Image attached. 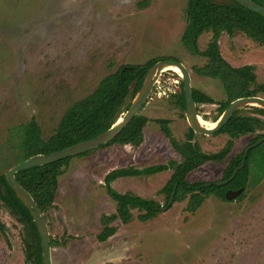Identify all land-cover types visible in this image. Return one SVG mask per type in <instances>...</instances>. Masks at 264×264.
<instances>
[{
  "label": "rangeland",
  "instance_id": "374dc122",
  "mask_svg": "<svg viewBox=\"0 0 264 264\" xmlns=\"http://www.w3.org/2000/svg\"><path fill=\"white\" fill-rule=\"evenodd\" d=\"M224 2L228 0H215ZM143 2V3H142ZM188 0H0V174L22 155L20 125L35 119L43 137L50 138L63 115L75 102L90 95L109 73L126 63L173 58L190 71L192 87L215 103H197V112L213 123L220 103L228 100L221 79L205 76L195 68L208 64L194 54L182 37L187 28ZM213 32L205 31L198 47L205 51ZM219 46L233 66L253 65L257 82L264 84V45L244 32H223ZM184 94L182 74L164 70L155 82L140 113L149 121L139 146L113 142L83 155H75L63 167L54 205L44 213L52 251V264H264V175L248 183L239 195L222 199L212 193L195 210L188 209L191 193L166 211L147 220L146 211L132 209L133 218H119L115 234L97 238L102 216L114 215L117 203L108 194L104 178L121 167L146 166L182 160L158 119H169L173 136L186 140L189 121L179 96ZM259 95L264 97V92ZM127 98L119 117L129 108ZM256 105H244L242 115L263 121L256 132L235 139L223 162L208 161L188 174V181H222L231 157L240 154L259 134L264 115ZM194 140L206 153L220 151L228 134L194 132ZM254 158L259 157L257 150ZM23 161V160H22ZM254 171V161L251 162ZM258 169L256 174H261ZM173 169L112 182L121 193L132 192L165 206L162 190ZM252 177V176H250ZM0 264H37L28 259L26 225L0 201Z\"/></svg>",
  "mask_w": 264,
  "mask_h": 264
},
{
  "label": "trees",
  "instance_id": "16d2710c",
  "mask_svg": "<svg viewBox=\"0 0 264 264\" xmlns=\"http://www.w3.org/2000/svg\"><path fill=\"white\" fill-rule=\"evenodd\" d=\"M253 1L264 6V0ZM186 7L188 25L182 40L192 53L208 58L207 65L195 68V70L202 75L221 79L228 96L227 101L220 103L219 117L234 99L264 92V84L257 82L254 66L235 67L231 65L222 55L219 46V39L223 32L234 35L238 31L244 32L249 38L264 45V14L252 11L236 0L224 2L188 0ZM205 31L213 32V40L205 51H201L198 47V39ZM156 61V59H150L145 63H126L120 66L117 71L106 75L90 95L68 108L54 134L48 139L43 137L42 130L35 119L21 124L19 148L22 155L18 161L38 153L48 154L64 149L107 130L117 121L120 109L125 104L126 99L128 97L134 98L140 90L148 70ZM194 99L197 103H215L212 97L195 89ZM179 100L185 108V95L179 96ZM254 108L257 113L264 115V108ZM239 110L217 132L228 134L230 139L220 151L215 153L204 152L199 143L193 141L194 131L192 128L189 127L186 140L179 141L173 136L169 119L156 120L182 160L179 162L171 160L168 163L154 164L143 168L121 167L109 171L104 178L105 186L108 194L116 201L117 208L114 215L104 214L102 216L103 228L97 235L98 240L105 241L116 233L118 228L112 224L114 220L119 218L123 223L130 222L133 218L132 209L139 208L146 211L139 216L141 220L150 219L158 213V210L155 209L157 203L154 200L143 198L132 192L121 193L116 190L112 182L118 178L151 175L172 168L173 173L162 188L167 194L165 205L168 204L172 194H174L175 201H181L187 194L191 193L188 202L189 210H195L202 204L205 197L212 193L226 199L225 191L227 189L240 187L245 189L249 182L257 183L264 175V134H259L252 139L250 144L263 138L257 146L249 150L245 165L227 183L218 185L217 181H213L208 186H204L205 182L203 181L190 182L187 178L192 170L208 161L223 162L232 152L235 139L254 133L257 128L263 127V121L260 117L242 115ZM148 121L149 118L146 115L139 113L112 141L99 147L113 142L139 146L144 140V127ZM255 150L258 151L259 157L254 158ZM244 151L245 149L240 154L231 157L223 170L222 180H228L233 175L234 170L242 164ZM71 158L67 157L50 164L33 166L16 173L18 182L31 193L44 213L55 203L59 176ZM252 161L255 165L254 171L251 166ZM258 169L262 170L261 174H256ZM242 194L243 192L239 197ZM0 201H3L10 208L12 214L26 225L29 233V239L26 241L27 258L30 261L34 260L37 264H42V247L37 226L30 211L7 182L5 173L0 174ZM0 230L5 231V224L1 220Z\"/></svg>",
  "mask_w": 264,
  "mask_h": 264
},
{
  "label": "water",
  "instance_id": "95a60500",
  "mask_svg": "<svg viewBox=\"0 0 264 264\" xmlns=\"http://www.w3.org/2000/svg\"><path fill=\"white\" fill-rule=\"evenodd\" d=\"M246 8L264 14V6L254 2L253 0H236ZM169 66H176L180 69L183 82H184V94H185V107H186V115L189 121L190 127L194 132L206 134V135H214L216 132L221 130L233 116V114L240 109L244 105H256L264 108V97L261 95H252V96H241L229 103L227 108L221 114L213 127H204L200 122V115L197 112V103L194 99V90L192 87L191 74L187 66L176 59L173 58H165L156 61L152 67L148 70L143 84L140 90L136 93L134 98L129 105L127 111L117 119L115 123L112 124L107 130L102 133L89 138L87 140L80 141L76 144L68 146L64 149L54 151L51 153H38L28 157L27 159L15 164L12 168H10L6 173L5 177L9 185L15 191L17 196L22 200L24 205L30 211L32 218L37 226L40 242L42 247V256L43 263L42 264H52V251H51V239L50 232L47 220L44 216V212L37 204L34 197L31 193L23 187L16 178V173L20 170L27 169L37 165H45L50 164L55 161L65 159L67 157H72L75 155H79L81 153L90 151L95 149L103 144H106L112 141L131 121L132 119L140 113L141 108L147 102V99L150 97L152 89L155 85L156 80L160 76V74L166 70ZM263 138L259 139L257 142L248 145L244 151V157L242 160V164L234 170L233 175L229 180L233 179L236 175L237 171L245 165L246 156L251 148L257 146ZM228 180L218 181V185H223L227 183ZM204 185H209L208 183ZM242 188L237 190L229 189L225 196L226 198H233L239 195L242 192ZM175 202L174 194H172L168 204L162 207H155L158 211H166L172 203Z\"/></svg>",
  "mask_w": 264,
  "mask_h": 264
},
{
  "label": "bare ground",
  "instance_id": "6f19581e",
  "mask_svg": "<svg viewBox=\"0 0 264 264\" xmlns=\"http://www.w3.org/2000/svg\"><path fill=\"white\" fill-rule=\"evenodd\" d=\"M168 68H172L173 70H175L176 72H178L179 74H182L180 69L176 66H169ZM167 69V68H166ZM200 122L201 124L204 126V127H213L215 122L213 123H210V122H207L206 120H204L202 117H200Z\"/></svg>",
  "mask_w": 264,
  "mask_h": 264
},
{
  "label": "flooded vegetation",
  "instance_id": "af4514ba",
  "mask_svg": "<svg viewBox=\"0 0 264 264\" xmlns=\"http://www.w3.org/2000/svg\"><path fill=\"white\" fill-rule=\"evenodd\" d=\"M194 90V89H193ZM197 103V102H196ZM218 120V119H217ZM216 120V121H217ZM191 128V127H190ZM217 133V132H216ZM250 145V144H249ZM180 155V154H179ZM230 179V178H229ZM229 179H228V181H229ZM222 181H225V180H222ZM204 184H206V183H204ZM209 184V183H208ZM204 186H208V185H204ZM240 188H242V189H244L243 187H240ZM229 189H232V188H229ZM229 189H227L226 191H225V194H226V192L229 190ZM237 189H239V188H237ZM237 189H232V190H237ZM242 192H243V190H242ZM172 196V195H171ZM226 197V196H225ZM228 199V198H227ZM3 202V201H2ZM166 206V205H165ZM171 206V205H170ZM155 207H159V206H155ZM170 208V207H169ZM156 209V208H155Z\"/></svg>",
  "mask_w": 264,
  "mask_h": 264
}]
</instances>
